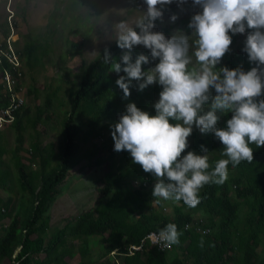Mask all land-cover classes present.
Returning <instances> with one entry per match:
<instances>
[{"label": "trees", "instance_id": "16d2710c", "mask_svg": "<svg viewBox=\"0 0 264 264\" xmlns=\"http://www.w3.org/2000/svg\"><path fill=\"white\" fill-rule=\"evenodd\" d=\"M191 1L187 0L186 3L178 6L174 0L171 5L164 8L163 14L168 10L185 6ZM159 20L155 21V26L159 24ZM3 34L5 42L1 44V48L5 51L8 50L7 40L11 30L5 29ZM229 35L232 34L229 33ZM238 36L239 34L232 35V44ZM23 40V49L18 52L20 55L23 53L27 55L25 65L30 67L38 64L45 51L40 41L33 38L31 34L23 35ZM106 49L110 54L109 62L105 64L103 61L104 49L84 69L79 86L71 91L72 101L69 110L65 108L66 115L63 120L64 139L60 148V160L55 166H51L52 155L43 154L41 137L38 133L31 147L32 153H38L40 156V168L30 167L23 157L27 138L24 123L28 122L31 129L36 128L43 109L37 107L39 116L36 118L30 116L31 111L28 107L24 109L18 107L13 111L15 118L12 126L17 132V143L12 152V160L20 173L23 197L33 198L36 206L27 215L22 228L17 216L9 222L0 239V264H5V260L12 258L14 253H17L14 258L16 264H41L42 261H34L32 255L41 252L53 253L66 242L64 236L66 227L59 230L47 244L41 234L35 235V233L47 231L51 217L47 215L41 223H38V220L48 210L50 202L57 193L58 185L75 165L77 133L80 129L74 124L75 114L79 113L86 118L84 121L92 126L89 129L92 133L102 120L115 117L126 100L123 98V91L116 84L119 76L126 74L111 71L112 60L120 62L125 50H121L116 41ZM243 54L246 58L237 53L225 57L224 67L229 69L241 67L244 71L250 70L255 65L249 62L246 52ZM0 68L4 73L9 71L16 76L12 65L4 55L0 59ZM3 88L4 85L1 84L0 111L11 103L10 94L3 92ZM144 90L141 91L136 106L150 115H155L153 107L155 102L152 99L155 97L154 92L160 93L162 88L156 87L149 92ZM34 91L38 93L37 88ZM51 95L49 99L53 97ZM56 95L57 91H55ZM231 115L228 113V119ZM173 122L175 121H170V123ZM112 145H114L113 139ZM196 146L198 148L197 144ZM250 147L254 151L251 163L242 161L236 167L229 164L230 174L223 185L204 186L200 191V203L195 208H189L183 201H179V205L173 206L172 216L163 211L161 202L157 203L160 198L152 197L153 189L146 187L148 181L152 180L150 173H146L149 179L145 178L141 173L142 167L138 165L132 175V178L138 179L134 183H127L123 180L125 173L121 174L114 163L99 187L104 198L107 199L81 216L77 225L72 227L74 236L87 238L89 245L86 251L90 252V241L93 240L91 238L97 235L104 243L102 252L105 256L112 253L117 256L115 260H104L98 264H264V147L256 148L255 145ZM120 153L130 155L127 151ZM111 157H114V153ZM219 159H226V157L221 156ZM209 163L214 167L213 160L209 159ZM7 174L6 171L1 173L0 180ZM10 202V198L6 200L0 198V205L2 204L4 208L8 209ZM199 211L207 215V221H201L198 218L194 220V216ZM0 214L4 213L0 210ZM215 216L219 218H214ZM168 223L176 224L178 231L182 233L179 238L180 243L173 245V248H180V253L173 257V261L170 260L169 255L170 250L174 251L173 248L162 250L158 244L150 242L144 244L140 250L130 253L129 249L132 245H139L150 232H160ZM199 228H205L208 231L203 233ZM201 240H203V246H201ZM70 253L73 256L76 255L75 251ZM92 258L91 255L85 257L80 264H93ZM53 264L70 263L59 256Z\"/></svg>", "mask_w": 264, "mask_h": 264}, {"label": "rangeland", "instance_id": "374dc122", "mask_svg": "<svg viewBox=\"0 0 264 264\" xmlns=\"http://www.w3.org/2000/svg\"><path fill=\"white\" fill-rule=\"evenodd\" d=\"M167 7L164 6V8ZM144 0H0V57L2 58L1 44L5 42L4 30H11L7 40L8 50L10 51V39L12 48L17 53L20 61L19 66H15L16 76L4 73L0 68V85L7 95L10 92H19L18 96L25 98V107L30 108V116L36 118L39 116L37 107L43 109V114L36 128L31 129L28 122H25L26 145L23 152L24 161L30 167L40 168V156L38 153H32L31 144L35 141V135L38 133L41 137V147L43 154H51V166H55L60 160V148L63 136V120L66 112L69 110L72 101L71 91L79 86L84 69L92 62L104 49L113 45L116 39V30L114 25L126 21L130 27H135L136 21L146 12ZM201 11L199 7H194L192 1L177 8L168 10L163 14L162 20L155 26L154 31L164 33L166 37L172 35H181L183 32L189 36L190 48L189 54L193 56L195 64L194 41L196 37L192 35V29L188 27L191 18L197 12ZM176 15L175 22L171 21V16ZM31 34L33 38L40 41L44 53L38 64L28 67L25 65L26 54L20 55L18 51L23 49V35ZM247 32L239 34L237 40L232 44L229 52L222 58L219 68L224 67V58L234 53L243 54ZM17 41V42H16ZM14 42H16L14 44ZM144 54L149 56L150 62L142 65V70L148 71L155 66L158 61H152L148 49L143 46H137L133 49V60L136 55ZM18 86V91L15 87ZM161 87L158 84L148 86L144 91H152L153 88ZM35 88L38 93H34ZM31 93H30V91ZM55 91L57 95L55 96ZM131 95L124 100L115 117H108L102 120L90 133L92 127L85 122L83 116L75 114L74 124L80 127L77 133V147L75 151V165L68 171L63 182L58 185L57 193L50 202L48 210L39 218L38 223L49 215L51 220L47 226V231L41 233L38 231L35 235H42L45 243H49L53 236L65 228L66 242L64 246L56 249L55 252L48 254L41 252L32 255L33 260L42 261L41 264H53L57 257L65 258L70 264H80L85 257H93V264L101 261H112L117 258L116 254L105 256L102 252L103 241L95 235L90 241V252H87L89 241L84 237H75L72 227L76 226L81 216L87 211H92L99 202L105 201L103 193L99 190L102 185V179L109 172L111 166H116L123 176L124 182L134 183L136 179L132 175L139 164L132 162L130 155H123L114 151L112 145V125L118 122L121 114L125 113L126 106L129 103H138L141 91L138 90L137 81H134L130 89ZM50 94L53 96L49 99ZM153 102L159 99V92H154ZM213 95H215L213 90ZM207 110V109H206ZM8 113V111H7ZM6 115L1 113L0 117ZM217 123L218 128H225L228 119V113H220ZM26 119V118H25ZM176 122H173L175 124ZM17 132L12 123L0 121V174L5 171L7 176L0 180V198L6 200L10 198V205L7 208L0 205V239L4 235L9 222L17 216L19 218L20 228L25 225L27 215L33 211L36 204L33 198H24L23 190L20 184V173L12 160V152L17 143ZM188 151L196 154H203L201 146L208 150V156L213 163L221 158L223 145L214 138L212 133L202 134L193 127V132L188 138ZM198 145V148L196 146ZM114 153V157H111ZM54 162V163H53ZM143 176L149 179V176L141 171ZM230 173L228 172V175ZM151 181H148L146 187L154 189L155 177L151 174ZM28 195V194H26ZM163 211L172 216L174 214V205H179L177 201H163L160 199ZM5 209V211H4ZM201 216L207 221V215L201 211L197 212L194 220ZM214 218H219L215 216ZM199 219V218H198ZM63 236V237H64ZM169 251L170 260L180 253V248H173ZM75 251L73 256L70 252ZM15 256L17 253L5 260V264H16Z\"/></svg>", "mask_w": 264, "mask_h": 264}, {"label": "clouds", "instance_id": "9594fccd", "mask_svg": "<svg viewBox=\"0 0 264 264\" xmlns=\"http://www.w3.org/2000/svg\"><path fill=\"white\" fill-rule=\"evenodd\" d=\"M173 2L144 0L146 12L135 27L126 21L114 25L116 44L125 51L120 62L112 60L111 71L126 74L116 80L123 98L131 95L132 81H137L139 91L153 84L162 90L153 105L155 115L129 103L112 125L111 134L114 151L129 152L133 163L155 177L152 197L183 201L187 207L195 208L204 186L223 185L227 181L229 164L236 167L242 161H253L250 145L264 147V0H192L193 6L201 9L188 25L196 37L194 67H190L193 56L189 54L192 47L189 36L180 32L181 35L166 37L153 30L155 21L163 18L164 6ZM176 2L179 6L187 0ZM170 19L175 22L177 16ZM246 32L243 51L255 66L248 71L241 67H222L217 71V65L229 52L232 35ZM137 46L148 49L151 60L158 61L148 71L142 70V65L150 62L148 55L141 53L133 60V49ZM109 59V51L105 49L104 63ZM15 90L18 91V86ZM13 94L10 92L11 102ZM20 97L23 103L19 107H23L25 98ZM218 112L232 114L225 128L217 127ZM193 127L202 134L212 133L223 145L221 155L226 159L216 160L213 167L204 146H201L203 154L193 151L184 154ZM198 218L203 221L201 216ZM181 235L176 224L168 223L159 232V239L171 248L162 250L178 245ZM200 243L203 246V240Z\"/></svg>", "mask_w": 264, "mask_h": 264}, {"label": "built area", "instance_id": "2783aa9c", "mask_svg": "<svg viewBox=\"0 0 264 264\" xmlns=\"http://www.w3.org/2000/svg\"><path fill=\"white\" fill-rule=\"evenodd\" d=\"M2 49V48H1ZM2 55H4L8 61L10 62V64H14L15 66H19L20 65V61L17 58V53L15 52V50L12 48V42L10 39V51L9 50H2ZM1 56V55H0ZM1 59V57H0ZM13 67V65H12ZM14 69V67H13ZM6 73H9V71H6ZM23 103V98H21L20 96H18V94H13L12 97V102L10 104V106H8L5 110H3L1 113L5 112L6 115H3L0 117V121L2 122H11L14 119L13 116V111L18 108L21 104ZM8 111V113H7ZM199 230L203 233H206L208 231V229L205 228H199ZM150 242L151 244H158L161 249H169L171 247H168L165 245L164 242H162L159 239V232L156 231H152L150 232L146 238L139 244V245H132L129 249L130 253H134L135 251L140 250L144 244Z\"/></svg>", "mask_w": 264, "mask_h": 264}]
</instances>
